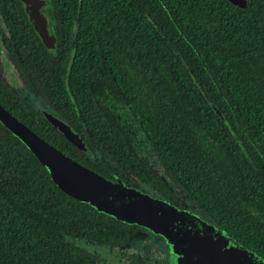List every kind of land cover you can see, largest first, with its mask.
<instances>
[{"label":"trees","instance_id":"obj_1","mask_svg":"<svg viewBox=\"0 0 264 264\" xmlns=\"http://www.w3.org/2000/svg\"><path fill=\"white\" fill-rule=\"evenodd\" d=\"M245 1L44 0L55 37L48 49L21 0H0V45L52 113H39L7 82L1 57L0 105L107 179L174 202L168 183H178L264 258V0ZM133 134L162 169L139 156ZM138 234L57 187L0 122V264H94L71 238L123 247Z\"/></svg>","mask_w":264,"mask_h":264},{"label":"water","instance_id":"obj_2","mask_svg":"<svg viewBox=\"0 0 264 264\" xmlns=\"http://www.w3.org/2000/svg\"><path fill=\"white\" fill-rule=\"evenodd\" d=\"M244 7L245 0H230ZM36 33L48 49L55 37L41 12L44 0H21ZM49 123L73 146L85 149L74 129L54 116ZM0 122L35 155L48 170L54 184L66 194L93 206L99 212L126 223H136L161 234L169 247V258L178 264H264V258L243 246L221 229L202 221L192 212L152 197L122 181L107 179L84 167L40 138L0 105Z\"/></svg>","mask_w":264,"mask_h":264},{"label":"rangeland","instance_id":"obj_3","mask_svg":"<svg viewBox=\"0 0 264 264\" xmlns=\"http://www.w3.org/2000/svg\"><path fill=\"white\" fill-rule=\"evenodd\" d=\"M3 25V21L0 19V37L1 32L4 31ZM0 57L3 58L4 77L7 82L17 89L24 99L31 103L39 113L44 116L48 112L52 113L49 105H46L42 100L35 97L29 87L18 79L13 65L1 45ZM133 136L134 148L139 153V156L154 169H162L159 161L155 160L150 146L142 139L141 135L133 134ZM142 188L145 189L144 187ZM140 231L142 233H139L136 239L125 247L90 244L84 239L76 240L71 238V240L83 247L90 254L94 264H178L170 260V251L166 241L163 242L157 235H150L148 231Z\"/></svg>","mask_w":264,"mask_h":264},{"label":"flooded vegetation","instance_id":"obj_4","mask_svg":"<svg viewBox=\"0 0 264 264\" xmlns=\"http://www.w3.org/2000/svg\"><path fill=\"white\" fill-rule=\"evenodd\" d=\"M168 184H170L169 186H170L172 192L174 193L175 197L178 199V202L171 201L162 195H160L159 198H161L162 200L167 199L169 204L177 207L178 209L190 211V212L194 213L196 216L198 215L197 217L200 218L202 221L206 222L207 224L213 225L216 229L223 230L222 228L217 226L205 212H203L196 204L193 203V201L191 200L189 195L183 191V189L180 187V185L178 183H168ZM131 225H133L134 228L136 229V233H142V231H140V230L148 231V233H150V235H153V236L157 235L163 242L166 241L165 238L159 233H155V232L151 231L150 229L145 228V227H143L139 224H136V223H131ZM128 245H126V246H128ZM118 247H121V246H118ZM123 247H125V246H123ZM165 247H166V245H165Z\"/></svg>","mask_w":264,"mask_h":264},{"label":"snow or ice","instance_id":"obj_5","mask_svg":"<svg viewBox=\"0 0 264 264\" xmlns=\"http://www.w3.org/2000/svg\"><path fill=\"white\" fill-rule=\"evenodd\" d=\"M230 264H238V262H236L233 259H231Z\"/></svg>","mask_w":264,"mask_h":264}]
</instances>
